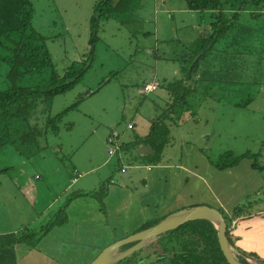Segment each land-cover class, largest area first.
Masks as SVG:
<instances>
[{
  "label": "rangeland",
  "instance_id": "rangeland-1",
  "mask_svg": "<svg viewBox=\"0 0 264 264\" xmlns=\"http://www.w3.org/2000/svg\"><path fill=\"white\" fill-rule=\"evenodd\" d=\"M100 1L31 0L36 15L29 32L41 37L40 44L49 50L53 66L11 78L13 49L21 39L20 34H15L0 43V91L45 87L52 82L54 70L63 75L74 61L81 60L90 50V20ZM240 6L243 11L232 21L231 31L203 60L198 76L188 82V104L173 114L178 123L171 125V141L162 163L152 166L157 176L151 181L147 179L146 166L137 168L132 163L138 148L121 149L111 155L108 138L117 132L120 142H127L135 133H148L151 121L169 101L165 81L184 78L190 71L194 59L191 49L206 33L208 21L212 20L210 12L190 10L186 0H127L120 12L102 24L93 65L83 81L58 95L47 115L31 118L44 127L48 115L79 102L61 121L60 133L48 132L40 137L39 151L33 156L21 154L14 143L0 147V168H8L0 173V229L6 224L20 234L40 233L66 206L67 216L74 222L68 227L70 233H66L68 237L75 236L67 237L66 242H58L57 238L53 244V248L60 245L73 250V259L62 253L49 254L43 244L34 246L28 242L17 246L18 264H90L102 249L138 232L143 222L137 211L141 200L134 198L129 210L119 211L117 220L116 214H111L116 211V196L105 202L110 185L123 180L130 184L133 177L137 182L132 186L134 190L137 187L138 195H154L161 209L174 201L173 194L180 191V185L174 176L162 178L158 172L163 162L174 166L187 162L185 150L191 153L192 146L216 167L231 161V156L225 155L229 152L232 158L246 153L259 155L257 161L241 159L240 162L256 161L257 176L242 181L246 186L234 198L231 212L226 207L220 209L230 232L235 230V214L264 219V182L260 180V176L264 178V5L239 3L237 8ZM257 12L263 15L254 16ZM155 80L161 86L145 94L144 86ZM130 123L136 125L135 130L128 129ZM189 162L191 165L193 160ZM124 165L126 172H122ZM229 168L232 167L220 170ZM78 171L86 182L89 180L88 188L79 190L76 185L63 194ZM89 171L95 177L93 181L86 175ZM76 192L89 194L69 201ZM103 192L106 193L102 195ZM203 201L204 198L201 202L194 199L195 204L200 203L197 205L210 203V199ZM152 211L158 215L152 219L160 217L156 207ZM53 232L52 239L56 236ZM168 236L159 237L115 264H177L173 257L180 246L170 242ZM232 238L238 246L239 238ZM251 245L256 249L259 246L263 252L257 254L260 260L250 259L264 263V242ZM242 255L237 253L245 261Z\"/></svg>",
  "mask_w": 264,
  "mask_h": 264
},
{
  "label": "trees",
  "instance_id": "trees-1",
  "mask_svg": "<svg viewBox=\"0 0 264 264\" xmlns=\"http://www.w3.org/2000/svg\"><path fill=\"white\" fill-rule=\"evenodd\" d=\"M235 1H238L237 4L233 3ZM186 2L190 10L203 13L210 12L212 20L208 21L207 26L209 27L206 28V33L199 37L191 49L194 59L186 77L165 81L164 86L169 92V101L164 111L151 121L148 133L144 135L135 133L130 140L122 142L116 151L117 153L121 149L148 147L149 151L133 156L134 162L137 161L139 164L152 167V165H160L162 163L164 150L171 141V125L178 123L173 114L180 107H185L188 104V95L191 89L188 82L198 76L197 74L203 60L212 52L216 43L225 38L231 31L234 25L232 21L240 17V11H243V8L242 6L237 8L238 4L264 5V0H186ZM125 5H127V0H101L98 2L90 20L91 38L89 41V52L81 60L74 61L63 75L54 70L52 82L49 85L45 87H12L8 90L0 91V147L14 143L21 154L33 156L39 151L40 137L48 132L60 133L61 121L71 109L78 107L79 102L53 116L48 115L44 127H40L39 123H33L31 118L36 114L47 115L58 95L68 92L83 81L88 70L93 65L102 24L114 17L117 11H121ZM227 6H229L228 9ZM231 8L232 10H230ZM35 15L36 10L31 0H0V43L15 34L21 35L20 41L13 49L11 78H17L23 72H37L53 66L49 50L40 44L41 37L29 32ZM260 15H263V13H254V16ZM159 85L161 86L160 82ZM144 93L150 94L145 91ZM135 129L136 125L133 124L132 130ZM225 155L231 156V161H225V163L218 165L217 167L220 169L236 166L243 157H250L256 161L259 158L257 153H246L234 158H232L233 156L230 152ZM256 161L253 163L254 167H257ZM7 169L0 168V173ZM107 185L108 183H106L105 187ZM105 193L103 192L102 195ZM87 194L89 193L76 192L70 197L69 201L73 197L76 198ZM185 207H176L156 219L147 220L139 230L153 226L172 212ZM66 211L67 206L62 209L60 214L50 224L44 226L40 233L20 234L12 232L0 234V264H18L17 246L28 242L37 246L54 227L67 222ZM236 216L237 214H235ZM167 235H169L170 242H176L180 246V251L173 257L174 263L230 264L222 251L218 238V229L211 221H191ZM233 235V232L228 231L229 239L235 245V241L233 242L232 238ZM32 239L35 242L31 241ZM242 253L249 258L260 260V257L254 252Z\"/></svg>",
  "mask_w": 264,
  "mask_h": 264
},
{
  "label": "crops",
  "instance_id": "crops-1",
  "mask_svg": "<svg viewBox=\"0 0 264 264\" xmlns=\"http://www.w3.org/2000/svg\"><path fill=\"white\" fill-rule=\"evenodd\" d=\"M130 124H134V123H130ZM129 125H128V129H130ZM130 136L132 137V135ZM147 151H149L148 147H138L137 149L138 154H142L143 152H147ZM185 155L187 156V159H188L187 162L183 161L184 163H182L179 166L178 165L174 166L173 164H170L168 162H163L164 164H162L160 168L161 170L158 172L159 173L158 175L162 178H167L168 176H171V177L174 176L175 180H177V183L180 185L179 186L180 191H178L177 193L175 192L173 194L174 201L172 203L160 209L159 208L160 202L159 200H157V198L154 199L155 197L154 195H151V194L144 195V196L138 195L137 187H135L136 190H134L133 189L134 187L132 186V182L133 183L137 182V179H134L132 177L130 184L122 183L123 181H125L123 180L121 183H113L112 185H110L111 190L108 191L107 197L105 198V202L107 201L108 203L107 199L111 196L114 199L116 196V200H117V202L114 203L116 207V211H114L115 213H111V214L112 215L116 214L115 218L118 220L119 211L129 210L130 204L134 202V198H138L139 200H141L139 202V207L137 209V211L139 212L138 214H141L142 219H143L141 226L147 220H150L154 218L155 216H158V215H155L156 213L154 211H152L153 207L157 208V211H156L158 212L157 214L161 212L159 214L161 216L169 212L171 208L175 206L176 207L194 206V205L200 204V203H197V204L194 203V199H198V198L200 202L202 198H204L206 202L208 199H210V203L208 205H211L219 209L221 207L222 208L226 207L228 208L229 212H231V209L229 207H232L234 205V202H235L234 198H236L237 197L236 195L246 186L243 182L250 181L251 179L250 176H254V177L257 176V171H256L257 169H255V167L253 166L252 159L245 160L244 162H240L238 165L233 166L232 168H229L226 170H220L213 163H211L207 159V157L198 148L194 146L191 147V153L190 151L185 150ZM185 155H183L184 159H186ZM190 158L193 160V163L191 165L189 162ZM132 163H134V165H136L134 167H137V168H141V166H146L148 168L149 174L147 175V179L149 181H151L152 178H155L157 176L156 172L153 171L152 167L150 168L149 165L139 164L137 161L134 162V158L132 159ZM197 165L199 167H197ZM155 166L157 167L158 165H155ZM193 167H196L197 169L196 168L193 169ZM78 173L79 175L77 176H74V174L72 175V180L71 182L68 183L67 189L63 191V194H65L70 188L76 187V185L78 188H80L79 190H85L84 188H88L87 185L89 184L87 183L89 182V180L86 182L85 178L81 176L82 173L79 171ZM89 173L92 174V172L89 171L86 175H89L90 176L89 179L93 181L95 177H92V175ZM190 174H191V177L189 178ZM80 176L82 178H80ZM260 177H261L260 180L261 181L263 180L264 182L263 176H260ZM143 183L147 184L148 181L144 178ZM187 186H188V189H187ZM63 194H61L60 196H62ZM175 195L177 196V198ZM143 199H147V200L142 201ZM0 201H2V199H0ZM203 202L201 204H204ZM42 210H43L42 208L39 209L40 212ZM110 210H113V209L110 207ZM103 214H104V211L102 212V215ZM107 217L109 219L110 214ZM233 218H234L233 220L235 221L234 224L232 225L233 229H235L233 230L234 231L233 234L236 238H239L237 240V243L239 245L238 246L235 245V247L237 249L239 248L238 250L242 252H254L256 254H258L259 252H263L259 246H257V249H256V247L251 245V243L255 241L264 242V219L257 218V217L244 218L243 215L236 216V217L234 216ZM73 224L74 222L69 220V217H68V220L66 223H64L63 225L54 227L44 237V239L39 243L38 246L43 244L47 249H49L48 251L49 254L55 255V254L62 253L63 255L66 256V258L73 259V256L75 255V252L73 250L69 248H65L60 245L53 248V244L57 238H58V242H66V239L68 237L67 233H70V228L68 227L72 226ZM4 225H5L4 228L0 229V234L17 232L16 230H14L13 227L8 228L6 224ZM53 231H55L56 236H54V238L52 239L51 235H53L54 233ZM71 236L74 237L75 235L70 234L68 239L71 238ZM98 251H100V249H98Z\"/></svg>",
  "mask_w": 264,
  "mask_h": 264
},
{
  "label": "water",
  "instance_id": "water-1",
  "mask_svg": "<svg viewBox=\"0 0 264 264\" xmlns=\"http://www.w3.org/2000/svg\"><path fill=\"white\" fill-rule=\"evenodd\" d=\"M196 220H208L215 224L222 251L230 264H264L253 262L244 254L242 256L245 261L239 259L237 253L241 252L229 239V228L224 213L221 209L209 205H195L172 212L155 225L107 246L90 264H115L154 243L159 237H164L180 226Z\"/></svg>",
  "mask_w": 264,
  "mask_h": 264
},
{
  "label": "built area",
  "instance_id": "built-area-1",
  "mask_svg": "<svg viewBox=\"0 0 264 264\" xmlns=\"http://www.w3.org/2000/svg\"><path fill=\"white\" fill-rule=\"evenodd\" d=\"M159 82L154 81L148 85L145 86L144 91L146 93H152L154 91H156L159 88ZM129 128L132 129L133 128V124L129 125ZM108 144L110 146V154H115L116 151L118 150V148L120 147V145L122 144V142H120V134L115 132L113 133L109 138H108ZM151 168V166H149ZM123 172L126 171V168L123 167L122 169Z\"/></svg>",
  "mask_w": 264,
  "mask_h": 264
},
{
  "label": "clouds",
  "instance_id": "clouds-1",
  "mask_svg": "<svg viewBox=\"0 0 264 264\" xmlns=\"http://www.w3.org/2000/svg\"><path fill=\"white\" fill-rule=\"evenodd\" d=\"M229 228V227H228ZM229 231V230H228Z\"/></svg>",
  "mask_w": 264,
  "mask_h": 264
}]
</instances>
